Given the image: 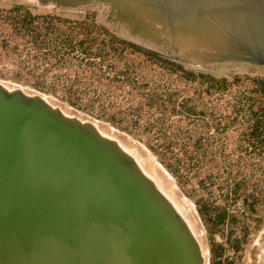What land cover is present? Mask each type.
Masks as SVG:
<instances>
[{
  "label": "rangeland",
  "instance_id": "1",
  "mask_svg": "<svg viewBox=\"0 0 264 264\" xmlns=\"http://www.w3.org/2000/svg\"><path fill=\"white\" fill-rule=\"evenodd\" d=\"M108 12L0 0V84L143 150L196 218L203 264H264V66L192 64Z\"/></svg>",
  "mask_w": 264,
  "mask_h": 264
},
{
  "label": "water",
  "instance_id": "2",
  "mask_svg": "<svg viewBox=\"0 0 264 264\" xmlns=\"http://www.w3.org/2000/svg\"><path fill=\"white\" fill-rule=\"evenodd\" d=\"M108 6L131 36L201 67L264 66V0H33ZM0 264H203L173 205L117 142L0 84Z\"/></svg>",
  "mask_w": 264,
  "mask_h": 264
},
{
  "label": "bare ground",
  "instance_id": "3",
  "mask_svg": "<svg viewBox=\"0 0 264 264\" xmlns=\"http://www.w3.org/2000/svg\"><path fill=\"white\" fill-rule=\"evenodd\" d=\"M25 93V92H24ZM28 93V92H27ZM46 102V101H45ZM48 105H50L52 108H57L58 111L65 117L68 118H74L78 119L79 117L76 116L75 114L71 113L65 108H60L53 102H46ZM81 122H84L85 119H78ZM87 123V122H84ZM96 127L98 133L106 137L110 140H114L117 142L118 146L120 149L131 156L134 161L136 162L138 168L142 171V173L151 180V182L154 184L156 189L173 205L175 210L180 214L182 219L187 223L192 235L194 238H196V235L198 233V222L196 218L191 214L188 205L186 202L182 199L180 194L176 192L172 184H170V181L168 178L164 175L162 172L161 168L155 164L147 155L146 153L140 151L136 146L132 145L129 143L127 140L124 138L115 136L114 133L110 132L106 128L102 126H97L94 124Z\"/></svg>",
  "mask_w": 264,
  "mask_h": 264
}]
</instances>
